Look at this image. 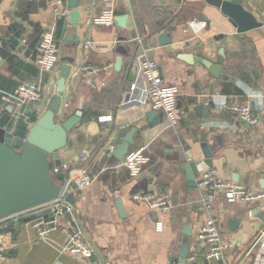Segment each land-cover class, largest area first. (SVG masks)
Wrapping results in <instances>:
<instances>
[{
  "label": "crops",
  "instance_id": "crops-1",
  "mask_svg": "<svg viewBox=\"0 0 264 264\" xmlns=\"http://www.w3.org/2000/svg\"><path fill=\"white\" fill-rule=\"evenodd\" d=\"M58 1L0 0V76L17 85L40 83L43 101L33 106L40 116L57 93L62 67L70 63L63 59L74 58L61 95L59 120H67L79 109L83 117L60 155L63 164L70 166L68 181L95 180L83 190L70 188L67 196H74L73 212L68 218H59L58 227L44 239L38 237L34 221L21 219L18 225L0 227V240L8 247L0 254V264H179L186 227L192 233L186 264H264V198L229 203L223 193L217 194L211 215L230 248L223 260L208 261V247L197 238L209 217L198 203L203 191L198 185L188 186L185 171L186 164L196 163L199 177L215 170L226 181L235 182L237 176L235 183L255 194L264 193V0H244L246 9L263 24L244 33H237L209 0H114L116 11L128 16L132 40L127 43L120 42L127 30L115 20L103 22L110 0H79L78 30L70 23V13L56 18L54 5ZM68 2L61 0L60 6L69 9ZM193 20L206 22V28L196 34L189 27ZM53 24L59 61L42 71L37 63L39 48L45 29ZM162 32L172 38L171 45H159L157 36ZM70 35H76L79 43L66 41ZM139 38L142 47L136 44ZM121 47L129 54L122 56ZM142 49L158 64L165 83L183 98L179 108L178 96L175 120L157 112L163 114V122L153 127L147 118L152 111L149 106L122 105L135 56ZM181 54L222 65V76L215 78L202 64L180 60ZM119 57L122 68L117 71ZM88 66L97 70L90 78L84 71ZM248 90L263 98L252 99ZM218 93L231 103L252 104L260 123L252 126L219 108L212 98ZM197 104L211 105L209 117L195 112ZM8 107L2 101L0 116ZM27 110L29 107L23 109L22 119L31 128L35 121L30 122L33 115H26ZM17 122L15 119L12 126L15 133ZM133 127L138 131L129 159L140 152L148 159L138 171H131L125 160L119 162L112 156ZM205 144L210 157L204 152ZM85 150L91 154L88 164L78 159ZM137 193L163 195L173 208L166 216L153 212L133 200ZM233 221L237 226H231ZM159 222H163L162 231ZM67 233H79L92 246L91 263L63 252Z\"/></svg>",
  "mask_w": 264,
  "mask_h": 264
},
{
  "label": "water",
  "instance_id": "water-1",
  "mask_svg": "<svg viewBox=\"0 0 264 264\" xmlns=\"http://www.w3.org/2000/svg\"><path fill=\"white\" fill-rule=\"evenodd\" d=\"M211 5L218 8L224 17H227L231 24L237 29V33H244L252 29L261 27L263 24L256 19L248 9H246L244 0H209ZM70 23L79 29L81 13L79 11V0H69ZM116 22L122 29L127 30V36L120 39V42H131L132 37L128 28V16L124 11H116ZM158 43L165 47L173 43L165 32L159 33ZM66 41L79 43L76 35H70ZM1 46V45H0ZM121 55H128L129 52L123 47L119 49ZM70 55V53L68 52ZM179 59L191 64H202L209 70L212 76L220 78L223 67L207 59L196 57L190 54H181ZM65 63L60 71V79L57 83L56 95L47 104V110L38 116L36 110L31 106L26 115H37L34 125L29 128L22 137L17 136L12 129L14 122V106L6 108L4 114L0 116V227L14 223L18 225L19 220L25 222L43 219L45 222L56 221L55 209L52 207L72 204L74 196L69 194L66 201L61 199L69 192L72 180L66 185V173H54L55 168L63 166L60 152L68 147L70 133L80 124L83 117L82 109H79L73 116L67 120H59L62 114V98L66 88V80L72 71L71 63L74 58H65ZM122 68V58L119 57L115 64V69L120 71ZM137 69L134 66L131 70L129 85L136 78ZM183 98L179 96L178 106H182ZM211 105L197 104L194 106L195 112L199 116L209 117ZM188 110V108H187ZM150 126L163 122V114L150 111L147 114ZM22 119V117H20ZM138 129L136 127L122 138L121 143L112 152V156L119 162L126 159L131 146L134 144V137ZM220 143V138H217ZM206 157L212 154L209 152L207 144L204 145ZM187 182L189 187L197 186L199 170L196 163L185 165ZM237 178V176H236ZM235 178V182L237 179ZM74 180V179H73ZM264 188V181L261 182ZM118 210L121 216L124 215L122 202H117ZM70 214H65L68 218ZM264 223V217H262ZM238 224V223H237ZM236 222H231V226H237ZM186 237L181 246L179 255V264H186L189 253V237L192 233L189 227L184 232Z\"/></svg>",
  "mask_w": 264,
  "mask_h": 264
},
{
  "label": "built area",
  "instance_id": "built-area-1",
  "mask_svg": "<svg viewBox=\"0 0 264 264\" xmlns=\"http://www.w3.org/2000/svg\"><path fill=\"white\" fill-rule=\"evenodd\" d=\"M61 0H59L55 5L56 18H63L69 15L70 9L61 7ZM115 5L114 0H110L106 9V17L104 18V23H112L116 21L115 16ZM206 22L191 21L189 27L192 28L196 34L200 33L206 28ZM55 31L56 24L49 25L45 29L42 42L39 48V57L37 63L42 71H47L59 61L57 50L55 46ZM26 41H24L25 43ZM138 47L143 46V41L139 38L136 42ZM148 51L142 49L138 52L134 59L133 67L137 69L136 78L131 83L130 88L125 92L122 105H140L149 106L152 111L163 112L172 120H175V110L178 100V92L174 87L168 86L164 79L159 75L158 64L152 59L148 58ZM85 73L88 78L97 73L93 67L88 66L85 68ZM251 90L247 91V94L252 99H262L263 96L254 97L249 94ZM253 92V91H252ZM212 98L217 102L219 108L225 111L232 112L238 115L242 120L249 123L252 126H256L260 123V116L257 109L252 104H235L231 103L230 100L221 95L216 94ZM2 101L5 104L14 106L15 115L14 120L17 121L20 117L24 116L23 109L26 107H33L35 105L41 104L43 101V88L40 83L26 81L18 85L15 91L11 93H4L2 96ZM262 104V102H261ZM130 154L125 159V165L131 171H138L140 167L148 162L145 159L143 153H139L138 156L129 159ZM78 159L82 164H88L91 160V154L88 151H83L79 154ZM70 170L68 164H63V166L54 169V173L58 174L60 172H67ZM95 178L85 177L81 181L72 180L70 188L73 186L76 190H83L90 187ZM69 181L65 180V185ZM197 185L203 191V195L200 197L198 203L201 209L206 212L209 217L207 223L198 232L197 238L200 242L207 245L208 250L206 253V260L221 261L224 259L226 252L230 248V243L224 240L222 232L218 226V223L211 215L214 207V200L218 193H223L225 199L229 203L238 202H252L264 198V193L255 194L250 191L245 185L235 183L232 181H226L221 178L215 170L205 171L198 179ZM70 190V189H69ZM67 195L62 197L66 201ZM133 200L139 203L146 204L148 208L157 212L163 216H166L173 208L172 202L163 195H156L150 193H137L133 196ZM55 211L56 221L45 222L43 219H38L34 221V227L37 230L38 237L41 239L46 238L51 231L55 230L57 225V220L64 216L65 214H71L73 212V205L67 203L65 205H58L52 207ZM163 222L158 223V230L162 231ZM67 243L64 246L63 252L69 253L78 258H83L91 263V258L93 256L92 246L79 234V233H67ZM262 246L264 247V232L262 233ZM8 250L6 243L0 240V254L5 253ZM195 258L192 257L190 261H194ZM61 264V263H57ZM176 264V263H175Z\"/></svg>",
  "mask_w": 264,
  "mask_h": 264
},
{
  "label": "trees",
  "instance_id": "trees-1",
  "mask_svg": "<svg viewBox=\"0 0 264 264\" xmlns=\"http://www.w3.org/2000/svg\"><path fill=\"white\" fill-rule=\"evenodd\" d=\"M17 87H18L17 84L11 82L7 78L0 76V105L2 103L3 92L11 93L15 91ZM33 121H36L35 116L31 117L30 122H33ZM27 130H28V123L21 120L19 124L17 125L16 134L17 136L22 137L26 134Z\"/></svg>",
  "mask_w": 264,
  "mask_h": 264
},
{
  "label": "clouds",
  "instance_id": "clouds-1",
  "mask_svg": "<svg viewBox=\"0 0 264 264\" xmlns=\"http://www.w3.org/2000/svg\"><path fill=\"white\" fill-rule=\"evenodd\" d=\"M249 94L252 95V96H254V97H258V96H260L259 93L252 92V91H250Z\"/></svg>",
  "mask_w": 264,
  "mask_h": 264
},
{
  "label": "flooded vegetation",
  "instance_id": "flooded-vegetation-1",
  "mask_svg": "<svg viewBox=\"0 0 264 264\" xmlns=\"http://www.w3.org/2000/svg\"><path fill=\"white\" fill-rule=\"evenodd\" d=\"M15 117H16V116H14V118H15ZM21 120H23V119H19L18 122H17V124H19V122H20Z\"/></svg>",
  "mask_w": 264,
  "mask_h": 264
}]
</instances>
